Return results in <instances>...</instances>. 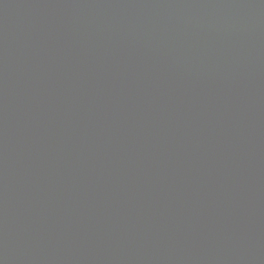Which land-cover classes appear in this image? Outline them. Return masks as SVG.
<instances>
[{
  "label": "water",
  "instance_id": "obj_1",
  "mask_svg": "<svg viewBox=\"0 0 264 264\" xmlns=\"http://www.w3.org/2000/svg\"><path fill=\"white\" fill-rule=\"evenodd\" d=\"M0 264H264V0H0Z\"/></svg>",
  "mask_w": 264,
  "mask_h": 264
}]
</instances>
